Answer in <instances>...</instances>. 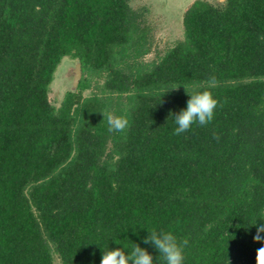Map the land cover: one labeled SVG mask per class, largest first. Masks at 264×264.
<instances>
[{
    "label": "trees",
    "instance_id": "1",
    "mask_svg": "<svg viewBox=\"0 0 264 264\" xmlns=\"http://www.w3.org/2000/svg\"><path fill=\"white\" fill-rule=\"evenodd\" d=\"M147 25L131 0H0V264H100L135 243L163 264L148 229L187 239L184 264H256L264 0H195L151 61ZM65 57L82 74L55 105ZM211 77L213 120L174 135L184 86ZM105 110L128 117L124 133Z\"/></svg>",
    "mask_w": 264,
    "mask_h": 264
},
{
    "label": "clouds",
    "instance_id": "2",
    "mask_svg": "<svg viewBox=\"0 0 264 264\" xmlns=\"http://www.w3.org/2000/svg\"><path fill=\"white\" fill-rule=\"evenodd\" d=\"M215 86V77L209 78L208 88L204 91H190L184 86L190 98L186 107L175 114L177 127L174 129V135L187 132L193 124L206 126L213 120L219 102L208 89ZM176 88L178 87L172 89ZM101 113L103 120L107 121L110 132L124 133L130 126L126 115H116L108 110ZM148 232L149 234L144 237V243L151 244L158 250L163 264H184L183 249L188 244L187 239L180 241L171 231L148 229ZM261 233H264V224L257 227L255 241H264ZM255 261L256 264H264V246L256 250ZM153 262V255L146 248L135 243L128 251H125L123 247L103 249L100 264H153Z\"/></svg>",
    "mask_w": 264,
    "mask_h": 264
},
{
    "label": "rangeland",
    "instance_id": "3",
    "mask_svg": "<svg viewBox=\"0 0 264 264\" xmlns=\"http://www.w3.org/2000/svg\"><path fill=\"white\" fill-rule=\"evenodd\" d=\"M195 0H131L134 9H141L148 23V39L151 51L144 56L151 61L162 56L170 47L184 37L183 16ZM211 2L223 0H209ZM77 60L65 57L59 65L55 79L50 87L49 97L55 105L59 104L64 91L73 85L72 68ZM66 78H61V75ZM60 75V76H58ZM89 91H85L88 94ZM58 264V259H56Z\"/></svg>",
    "mask_w": 264,
    "mask_h": 264
},
{
    "label": "water",
    "instance_id": "4",
    "mask_svg": "<svg viewBox=\"0 0 264 264\" xmlns=\"http://www.w3.org/2000/svg\"><path fill=\"white\" fill-rule=\"evenodd\" d=\"M73 73V86L76 88L81 78L82 70H81V62L77 60L76 65L72 68Z\"/></svg>",
    "mask_w": 264,
    "mask_h": 264
}]
</instances>
